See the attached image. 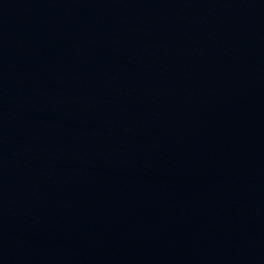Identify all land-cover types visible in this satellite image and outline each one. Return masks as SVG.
<instances>
[{"label":"water","instance_id":"95a60500","mask_svg":"<svg viewBox=\"0 0 264 264\" xmlns=\"http://www.w3.org/2000/svg\"><path fill=\"white\" fill-rule=\"evenodd\" d=\"M0 264H264V0H0Z\"/></svg>","mask_w":264,"mask_h":264}]
</instances>
